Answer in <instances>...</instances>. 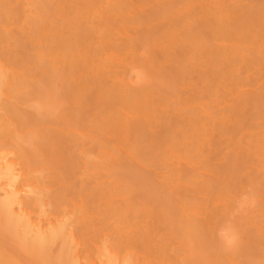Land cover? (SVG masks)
I'll return each mask as SVG.
<instances>
[{
    "label": "bare ground",
    "instance_id": "obj_1",
    "mask_svg": "<svg viewBox=\"0 0 264 264\" xmlns=\"http://www.w3.org/2000/svg\"><path fill=\"white\" fill-rule=\"evenodd\" d=\"M0 264H264V0H0Z\"/></svg>",
    "mask_w": 264,
    "mask_h": 264
}]
</instances>
